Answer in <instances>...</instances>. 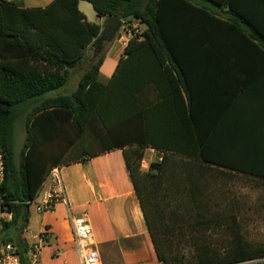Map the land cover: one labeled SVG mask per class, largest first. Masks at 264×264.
Masks as SVG:
<instances>
[{"label": "trees", "instance_id": "trees-1", "mask_svg": "<svg viewBox=\"0 0 264 264\" xmlns=\"http://www.w3.org/2000/svg\"><path fill=\"white\" fill-rule=\"evenodd\" d=\"M80 1L91 3L98 18H117L122 26L137 22L145 27L129 40L125 51L129 59L136 52L150 51L158 64L169 62L187 79L184 40H190L187 50L193 53L211 45L209 36L237 34L258 50L264 63V0H53L46 7L0 0V152L5 163L0 209L11 216L8 221L0 220V246L15 242L22 263L33 264L29 254L34 246L13 237L27 230L32 202L50 171L76 161L66 157L78 145L88 148V130L93 128L103 151H86L79 159L123 149L161 264H244L264 259V243L244 239L235 202L225 199L221 209V203L208 193L210 182L216 180L226 185L245 179L264 189V129H257L255 158L250 163L246 158L228 160L208 152L191 113L193 84H180L182 115L185 108L189 120L177 124L181 130L172 132V147L153 136L138 137L131 126L136 125L138 115L147 119L151 110L145 116L138 112L140 87L129 84L122 94L128 106L116 122L129 135L116 142L109 123L112 115L101 110L109 90L98 82L104 55L91 61L92 45L102 26L87 19ZM80 67L83 73L71 94L49 97L68 85ZM176 87L172 84V89ZM27 111L26 139L18 155L15 125ZM147 145L163 152L145 171L142 163ZM226 193L232 191L227 188ZM213 232L224 238L219 247L209 241ZM40 237L46 241L45 235ZM186 241L193 243L191 256L178 251Z\"/></svg>", "mask_w": 264, "mask_h": 264}, {"label": "crops", "instance_id": "crops-1", "mask_svg": "<svg viewBox=\"0 0 264 264\" xmlns=\"http://www.w3.org/2000/svg\"><path fill=\"white\" fill-rule=\"evenodd\" d=\"M52 1L48 0L44 6L21 4L25 7H46ZM95 16V23L100 24L103 30L107 19L98 18L96 12ZM144 30L145 27L137 22L122 26L116 38L104 44L100 53L104 55V62L98 82L109 86L101 110L112 115L109 123L113 124L116 142L121 143L129 135L127 128L116 123L128 106L122 94L129 84L140 87L136 97L138 112H144L145 116V112L151 110L147 119L137 116L131 132L142 138L147 135L159 138L158 142L171 147L172 132L181 130L177 124L189 120V111L185 108L182 115L180 84H193L195 98L191 113L197 121L205 149L228 160L246 158L250 163L255 158L257 129H264V63L258 50L237 34L209 36L211 45L193 53L187 50L190 40H184L183 52L188 57L187 79L169 62L158 64L150 51L136 52L131 59L128 58L125 51L129 40ZM192 38L196 39L197 35ZM254 42L258 45L257 41ZM78 70L79 77L74 84H70L73 91L83 73L82 67ZM172 84H176L178 90L177 87L172 89ZM66 94L57 92L49 97ZM188 103L186 98L185 105ZM188 128L193 131L192 125ZM80 151L81 154L103 151L93 128L88 130V148L82 147ZM149 151L155 153L156 158L163 152L147 145L145 152ZM81 154L72 159L66 157L76 161L59 166L66 200L58 202L49 212H38L37 222L40 224H35L37 230L31 229L34 220L30 211V222L22 239L30 246H37L40 236H46L33 264H81L75 250L71 217L82 214H86L90 221L101 264H161L126 166L123 149L107 150L91 159L80 160ZM47 190L46 181L38 202ZM244 264H264V259Z\"/></svg>", "mask_w": 264, "mask_h": 264}, {"label": "rangeland", "instance_id": "rangeland-1", "mask_svg": "<svg viewBox=\"0 0 264 264\" xmlns=\"http://www.w3.org/2000/svg\"><path fill=\"white\" fill-rule=\"evenodd\" d=\"M18 3H25L28 6L33 5H40L44 6L46 5L48 0H34L35 2H31V0H13ZM80 10L83 13H86L87 19L90 22H96V16H95V10L91 3L87 1H82ZM80 75V71L77 69L74 71L73 77L68 85L63 87L62 89L58 91H54L52 94H55L57 92H64L67 94H71L73 90H70L71 85L74 84L76 78H78ZM29 111L23 113L17 120L15 125V150L17 154L21 152L23 145L25 143L26 139V117ZM88 136V135H87ZM88 139V137H87ZM82 144L75 147L69 156L68 159H72L76 156H79L81 154V148ZM90 152V151H89ZM92 152V151H91ZM155 153L152 152H145V158L142 163V169L147 170L149 168V165L152 161L156 160ZM231 190V194H227L226 190ZM210 192V196L213 198V201H219L221 203V209L223 208L225 201L230 200L234 201L236 205V213H237V219L240 222L242 226V232L245 240H248L249 242L253 244L258 243H264V189L257 185L253 181H248L245 179L236 180L233 182H229L228 184H224L221 180L211 181L210 187L208 190V193ZM226 199V200H225ZM32 218L34 220L33 225L31 226V229H38L36 227V223L38 221V211L36 210V207L34 204H32L30 208ZM9 214L4 213L0 209V220H10ZM40 224V223H39ZM1 228V225H0ZM24 234V233H23ZM23 234L20 233L19 236L13 237L16 240H23L22 236ZM5 235L9 236L10 233H6ZM212 243L216 244V247H219L220 241L222 242L224 240L223 236L219 235L217 232L212 233ZM16 246L17 244L13 242ZM215 246V245H213ZM178 251L186 256H191L194 252L193 243L190 241L183 242L181 245L178 246Z\"/></svg>", "mask_w": 264, "mask_h": 264}, {"label": "built area", "instance_id": "built-area-1", "mask_svg": "<svg viewBox=\"0 0 264 264\" xmlns=\"http://www.w3.org/2000/svg\"><path fill=\"white\" fill-rule=\"evenodd\" d=\"M5 176V163L3 155L0 152V185ZM48 190L40 198L42 189L40 190L37 199L32 202L36 210L41 213H46L54 209L58 202L66 200V193L63 183L60 167H54L47 178ZM45 181V182H46ZM44 186V185H43ZM72 233L75 243V250L81 264H101L100 253L95 245L92 235L90 221L86 214L76 217H71ZM40 243L34 246L29 256L36 259V255L43 243V238L40 237ZM0 264H23L18 247L11 242H7L0 246Z\"/></svg>", "mask_w": 264, "mask_h": 264}, {"label": "water", "instance_id": "water-1", "mask_svg": "<svg viewBox=\"0 0 264 264\" xmlns=\"http://www.w3.org/2000/svg\"><path fill=\"white\" fill-rule=\"evenodd\" d=\"M121 28L122 23L117 18H110L105 21L104 28L100 36L92 45L94 53L91 61L102 52L104 44L112 42L116 38Z\"/></svg>", "mask_w": 264, "mask_h": 264}]
</instances>
